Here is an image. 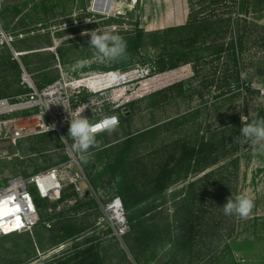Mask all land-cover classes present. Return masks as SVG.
<instances>
[{
	"label": "rangeland",
	"instance_id": "374dc122",
	"mask_svg": "<svg viewBox=\"0 0 264 264\" xmlns=\"http://www.w3.org/2000/svg\"><path fill=\"white\" fill-rule=\"evenodd\" d=\"M94 2L97 0H0V99L15 102L27 93L22 83L23 67L40 88L61 75L81 78L109 70L136 69L133 79L97 94L83 89L77 99H95L103 110L118 115L130 113L126 129L144 132L127 167L120 172L135 192L133 200L147 198L126 209L130 227L118 235L115 221L104 209L113 193H120L116 177L108 170L111 154L106 147L124 138L126 129L118 126L96 135L99 146L91 149L89 162L83 164L77 159L86 175L79 183L82 190L77 191L81 207L79 212L68 210L94 225L58 246L41 226L1 236L0 264H52L66 252L90 246L101 252L105 264H264V153L253 154L249 144L242 147L243 141L235 142L244 122L264 118V38L253 25H264V0H112L108 12L94 8ZM8 6L12 7L3 17ZM199 21H203L200 32L172 33L168 43L159 42V37L148 38L137 54L117 61L100 62L89 47L90 36L82 35L99 28L124 38L137 27L156 31ZM241 38V59L236 64L231 43ZM13 41L17 44L12 45ZM14 46L39 48L17 51ZM7 51L18 62V75L10 67ZM28 52L29 66L20 59ZM175 63L179 65L174 68L171 65ZM92 113L90 108L84 116L92 120ZM8 117L0 114V121ZM65 129L62 134L49 130L14 140L4 127L0 133V185L54 165H61L62 173H75L77 163L59 161L63 154H71L61 141L68 136ZM44 133L47 136H42ZM205 137H217L224 146L221 162L213 166L221 169V184L217 182V191L201 196L203 203L191 227L185 221V208L191 203L192 179H178L185 170L179 169L174 176L178 180L158 195L153 179L160 167L174 162L181 145L199 143ZM67 142L72 143L70 138ZM63 183L66 194L75 189L66 175ZM238 194L254 201L247 219L223 212L228 198ZM93 197L96 206L89 202ZM43 199L49 203L44 213L77 203L70 197L60 203L58 198ZM36 230L45 234L46 251L28 244L29 237L37 236ZM185 230L190 232L187 237Z\"/></svg>",
	"mask_w": 264,
	"mask_h": 264
},
{
	"label": "trees",
	"instance_id": "16d2710c",
	"mask_svg": "<svg viewBox=\"0 0 264 264\" xmlns=\"http://www.w3.org/2000/svg\"><path fill=\"white\" fill-rule=\"evenodd\" d=\"M3 10V17H6L8 10H10V7ZM203 21H199L198 23H186L182 25L177 26H171L168 28L158 29L156 31H146L142 27H137L136 29L132 30V32H129L127 36H124V40L127 43V57L133 56L137 54L142 46H144V43L146 42V39L151 37H159V42L162 43H168L169 36L172 33L175 32H181L185 34L187 31L190 32V34L193 33V31L200 32L201 30V23ZM254 27L257 29V34L261 33V35L264 38V25H260L258 22H253ZM194 34V33H193ZM260 36V35H258ZM185 35H183V38ZM21 42H25L26 39H20ZM243 40L242 38L235 42H232V60L237 64L239 63L241 59V46H242ZM17 44V41H13L12 45ZM50 45V44H49ZM15 47V46H14ZM17 51L21 50H30L35 49L39 47L34 46H27V48H22L20 46L15 47ZM38 52V51H34ZM31 52L22 54L20 56L21 61L29 66V54ZM8 55V62L10 63V67L17 71L18 75V62L14 58V55L7 51ZM184 60V59H183ZM183 62V61H182ZM179 64L175 63L171 65L172 67H177ZM27 66V67H28ZM159 66V64L157 65ZM156 68V67H155ZM160 68V67H158ZM239 77V74H238ZM56 78H51L49 82L54 81ZM47 84V83H46ZM246 88L249 89V86L246 85ZM82 101L86 102L88 99H82ZM114 113V112H113ZM116 114V113H115ZM118 115V114H117ZM120 124L118 126L123 127L126 129L125 123L129 122L131 119L130 113L125 114H119ZM69 126L66 127V133L68 134ZM144 132H138L135 133L134 131L126 129V134L124 138L116 140V142L110 144L108 147V151H110L109 154H111L110 157V165H108V170L113 174V177H116L118 181V187H120L119 191L124 196V198L121 196V194L116 191L114 194H119L124 202L126 209H131L132 207L140 204L143 202L147 196L138 197L135 200L132 198L134 197L133 188L131 185L127 182H125L126 176L124 177V174L120 172V170L124 167H127L128 159L131 157L132 153L134 152L136 148V143L138 139L142 136ZM42 136H47V134H42ZM224 150V146L221 142V139L217 137H205L203 138L199 143H184L181 145V148L179 149V152L174 155V162H171L170 160V166L169 164L166 166L160 167L161 169L159 172H157L156 176L153 179V183L155 186V195L161 194L165 192V190L174 184L178 179H185L190 180L189 186H190V196L188 199L191 201L189 205H186L185 208V221H188L191 223V227L193 226L192 222L194 219H196L199 213V207L202 205V195L207 191H217V182L221 184V181L219 180L220 175L218 174V171L221 169H213V166L216 164H219L222 160V153L220 150ZM235 154V153H230ZM230 156V155H228ZM61 159H59L60 162H67L70 160V155L66 153L60 156ZM58 159L56 158L54 163L57 162ZM51 167V166H50ZM49 168V167H48ZM179 169L185 170V175L183 177H174L175 173L178 172ZM194 177V178H193ZM178 178V179H176ZM202 183V185L199 188H195L197 184ZM73 187V185H71ZM34 194V200L36 203V206L39 211L40 220L35 225L36 227L41 226L43 228H46L53 236V245L58 246L60 243L67 241L69 239L76 238L80 236L81 234L85 233L88 228H90L94 223H88L84 221V218L81 217L79 213H76L75 215H70L68 213V210H77L79 212V208L81 207V201L77 199V190L72 189L71 193L66 194L64 190L61 191L60 197L58 198V202H64L66 199L75 198L77 203L75 206H69V208H63L61 210H56L52 213H44L43 209L49 206V203L46 202V199L40 198ZM90 204L93 203L94 206H96V198L90 199ZM225 201H223L224 203ZM57 206V204L53 205ZM56 208V207H54ZM98 209V204H97ZM201 213V212H200ZM205 218V217H203ZM210 221L206 224V227L209 229ZM189 232V231H188ZM187 230L184 231V237H187L188 235ZM190 233V232H189ZM11 235V234H10ZM36 235L34 238L29 237L27 239L28 244L30 246H36L38 250L40 251H46L47 247L44 246V235H41L36 230ZM9 235H4L3 237H6ZM1 237V236H0ZM55 237V238H54ZM41 264V263H40ZM52 264H105V260L101 252L97 248H93L92 246L84 249V250H78V251H70L65 253V257L62 258H55L52 260Z\"/></svg>",
	"mask_w": 264,
	"mask_h": 264
},
{
	"label": "built area",
	"instance_id": "2783aa9c",
	"mask_svg": "<svg viewBox=\"0 0 264 264\" xmlns=\"http://www.w3.org/2000/svg\"><path fill=\"white\" fill-rule=\"evenodd\" d=\"M15 54L19 56L18 52ZM59 68L62 70V66H59ZM135 70H109L90 76L84 75L87 77L81 78L74 76L66 78L65 75H61L52 83L40 88L35 84L27 69L23 67L22 83L28 91L24 95L19 96V100L15 102L8 98L0 99V114H8L10 116L4 121H0V133L5 127L7 132L13 134L14 140L29 133H41L49 130H57L62 134L63 127L70 126L68 113L63 105H49L50 101L60 97L67 101L70 111L75 110L77 107L90 103L91 99L86 102L77 99L83 89L90 90L92 94H97L106 89L105 87L98 89L91 87L89 84L90 78L107 76L113 72L126 73ZM121 84L123 83L117 85ZM5 101L8 105H14V107L5 108ZM35 108H37V112ZM89 109H85L82 115H88ZM92 115L95 117L91 120L92 123L98 122L101 118L99 114L92 113ZM103 115H115L119 118L117 114L105 110H103ZM106 131H99L96 135ZM69 155L70 161L78 164L74 154ZM60 166H51L28 177L18 175L10 179L6 184L0 185V236L28 232L37 225L40 215L34 200L33 191L39 194L41 198H59L64 186L65 175L77 191L80 192L82 190L79 183L82 178H86L82 167L78 164V170L75 173L72 171L62 173ZM104 209L106 214L115 221L117 234L122 236L127 233L130 225L122 197L119 194L112 195L105 202ZM14 217H17L20 222L19 225H10V222H14Z\"/></svg>",
	"mask_w": 264,
	"mask_h": 264
},
{
	"label": "clouds",
	"instance_id": "9594fccd",
	"mask_svg": "<svg viewBox=\"0 0 264 264\" xmlns=\"http://www.w3.org/2000/svg\"><path fill=\"white\" fill-rule=\"evenodd\" d=\"M90 22V21H86ZM66 27V26H65ZM82 35L90 36L89 47L94 50V55L100 62L117 61L127 57V43L120 35L112 31H101L99 28L86 31ZM80 63H83L82 61ZM258 87V86H255ZM63 105L68 113L69 129L68 136L61 138L65 149L69 151L83 164H87L93 156L91 149L99 146L96 140V134L99 131H114L119 125V118L115 115H103L102 105L95 99L90 100L88 105L77 107L75 110H69L67 101L56 97L50 101L49 105ZM91 108L93 113L100 115V120L92 123L90 119L82 115L85 109ZM244 122V120L241 118ZM67 138L72 143L68 144ZM249 144L253 147V154L264 153V118L253 120L251 123H245L241 129V134L235 139V142ZM254 208V201L247 195L238 194L235 197H229L223 206V212L226 216H238L241 219H247Z\"/></svg>",
	"mask_w": 264,
	"mask_h": 264
},
{
	"label": "bare ground",
	"instance_id": "6f19581e",
	"mask_svg": "<svg viewBox=\"0 0 264 264\" xmlns=\"http://www.w3.org/2000/svg\"><path fill=\"white\" fill-rule=\"evenodd\" d=\"M112 0H97V5L102 11L108 12L107 9L111 7ZM107 7V8H106ZM137 71H129L126 73L122 72H113L108 74L107 76H98L92 77L89 79V84L91 87L98 89V88H109L119 83H124L130 79H132L136 75ZM4 107H14V105H8L6 101L4 102ZM14 222H10V225H19L20 222L18 221L17 217H14Z\"/></svg>",
	"mask_w": 264,
	"mask_h": 264
},
{
	"label": "water",
	"instance_id": "95a60500",
	"mask_svg": "<svg viewBox=\"0 0 264 264\" xmlns=\"http://www.w3.org/2000/svg\"><path fill=\"white\" fill-rule=\"evenodd\" d=\"M93 7H94V8H96V7L99 8V7L96 5L95 2H94V4H93ZM106 8H107V7H106ZM99 9H100V8H99Z\"/></svg>",
	"mask_w": 264,
	"mask_h": 264
}]
</instances>
